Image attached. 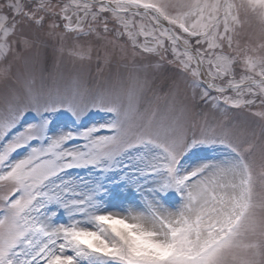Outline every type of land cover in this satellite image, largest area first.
<instances>
[{"label": "snow or ice", "instance_id": "snow-or-ice-1", "mask_svg": "<svg viewBox=\"0 0 264 264\" xmlns=\"http://www.w3.org/2000/svg\"><path fill=\"white\" fill-rule=\"evenodd\" d=\"M0 264H264V0H0Z\"/></svg>", "mask_w": 264, "mask_h": 264}, {"label": "rangeland", "instance_id": "rangeland-1", "mask_svg": "<svg viewBox=\"0 0 264 264\" xmlns=\"http://www.w3.org/2000/svg\"><path fill=\"white\" fill-rule=\"evenodd\" d=\"M58 131V130H57ZM217 155H221L222 154V150H218ZM193 161H195V158H191ZM196 163H198L199 161H195ZM70 175L74 176V177H79V176H82V175H87L86 171L85 170H76V169H73L71 170V173ZM176 200L179 201V197L177 196L176 197ZM54 223H67V218L66 217H63V216H60L58 217V219L56 221H54Z\"/></svg>", "mask_w": 264, "mask_h": 264}]
</instances>
